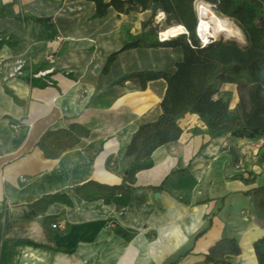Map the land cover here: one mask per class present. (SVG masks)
Wrapping results in <instances>:
<instances>
[{"label": "crops", "instance_id": "crops-1", "mask_svg": "<svg viewBox=\"0 0 264 264\" xmlns=\"http://www.w3.org/2000/svg\"><path fill=\"white\" fill-rule=\"evenodd\" d=\"M1 3L10 4L8 15L0 18V37L10 44L0 46V215L5 210L0 264H212L205 255L221 237L237 240L241 253L225 258L243 264V239L255 234L253 248L264 233L246 195L264 184V162L249 164L253 183L241 179L248 177L246 172L233 177L232 150L244 154L246 149L236 145L252 139L193 133V127L204 128L196 114L184 115L179 139L156 148L153 165L136 173V189L126 205L85 200L71 188L91 179L120 183L124 171L116 170V164L127 163L123 153L131 135L161 112L163 78L147 82L145 89L131 80L114 81L142 69L172 72L181 59L178 49H127L117 54L108 72H101L105 58L126 41L127 33L147 32L142 22L150 10L124 14L110 9L94 18V3L86 0ZM32 17L48 20L41 25ZM14 62H23L28 73L7 78ZM38 72L43 76H33ZM67 73L84 81L73 82ZM91 73L96 77L86 79ZM43 78L52 81L41 87ZM72 124L86 128L88 135L58 158H44L35 146L41 134ZM39 128L28 144L30 133ZM101 138L105 145L95 153ZM237 159L236 168L242 155ZM176 169L185 171L169 175L157 189ZM64 188L70 203L54 201L44 212L26 205Z\"/></svg>", "mask_w": 264, "mask_h": 264}, {"label": "trees", "instance_id": "trees-1", "mask_svg": "<svg viewBox=\"0 0 264 264\" xmlns=\"http://www.w3.org/2000/svg\"><path fill=\"white\" fill-rule=\"evenodd\" d=\"M94 3L93 17H104L110 9L127 14L131 11L150 10L151 18L163 12L168 18H175L174 24H182L187 33H180L164 40H158L148 31L137 35L126 34V41L107 55L102 68L108 72L118 53L137 47H171L181 52V59L175 63L172 72L142 69L125 73L114 84L133 81L138 88L145 89L147 82L158 78L166 81V88L160 101V114L150 121L141 123L131 135L123 157L127 159L122 180L118 184H106L88 180L71 187L85 200L102 199L105 203L124 206L130 193L136 189L135 175L138 171L153 165V151L177 141L182 133L179 120L187 113L198 115L204 128L193 127V133L207 134L210 139L229 134L236 138H259L264 135V0H204L212 4L216 13L234 19L245 33L247 46L241 47L233 40L214 39L201 46L195 34V0H86ZM10 4H0V18L9 13ZM38 24H46V18L32 17ZM149 20L142 22L146 29ZM10 44L0 37V46ZM235 86L237 101L230 107L232 91L222 89L224 85ZM36 85V84H34ZM43 87L44 83H38ZM88 130L78 124L68 129L47 128L36 141L44 158H58L77 144ZM208 142L202 143V150ZM264 162L260 155L258 165ZM185 170H171L156 188L160 189L169 175ZM241 178L250 184L255 174ZM67 188L55 193L43 194L26 204L37 212H44L54 201L69 199ZM250 196L254 213L264 228V184L246 191ZM5 209V205H4ZM5 210L0 215V244L3 240ZM258 264H264V233L253 242ZM240 246L235 238L221 237L213 244L205 261L212 264H232L225 256L239 255Z\"/></svg>", "mask_w": 264, "mask_h": 264}, {"label": "rangeland", "instance_id": "rangeland-1", "mask_svg": "<svg viewBox=\"0 0 264 264\" xmlns=\"http://www.w3.org/2000/svg\"><path fill=\"white\" fill-rule=\"evenodd\" d=\"M198 2H199V0H195L192 3L193 9H194L195 14H196V24H197V20H198V14H197V10H196V5H197ZM206 3H208L210 5V8L213 10L212 4L209 3V2H206ZM219 15L222 16L221 14H219ZM150 16L145 20V21L149 20V22H148L149 25H148V27H146V30L152 36L157 37L158 40H160L158 38L159 32L161 30L165 29L166 27H168L170 25H173L175 23V21H176L175 18H172V17L168 18L165 14L161 15L160 12H157L156 15H154L152 18ZM229 20H230L231 24L233 26H235L236 28H238V30L240 31L241 39L237 40V39H232V38H226L224 36H219L218 38H213V40L214 39H219V38H221L223 40H233V41L237 42L241 47L247 46L246 36H245V33L243 32L242 28L238 25V23L234 19L229 18ZM195 30H196V26H195ZM96 54L97 53H95V58L96 59L100 58V57H96ZM99 56H100V54H99ZM50 61L53 62L54 59H50ZM101 72H102V70H101ZM27 73L28 72H26V67H25L23 62H21V63L14 62L12 65L9 66V69H7V71H6V75L7 76L6 77L7 78L23 77ZM40 74L41 73L38 72V73H36L33 76L39 77ZM90 75H91V77L87 76L85 78L86 79H90V78H95L96 77L95 74H93V73H91ZM42 76H40V77H42ZM64 76L66 78H68L69 80H71L73 82H76L78 84H81L84 81V78L81 79V78L77 77L76 73H67ZM51 81H52L51 79H47V78L46 79H44V78L41 79V82L44 83V86L48 85V83L51 82ZM53 84H54V82H53ZM222 89H229V90L232 91V99H231L230 107L233 108L235 103H236V101H237V93H236V90H235V86L231 85V84H226V85L223 86ZM57 90L59 91L60 89L58 88ZM78 91H79V96H80V94L82 93V88H80ZM105 142H106L105 139H102V138L97 142L96 146H94L95 153L100 151L103 148V146L105 145ZM236 146L238 148H245L246 152H244V154H240V153H243V152H236L235 148L232 150V158H233L234 164L238 162L237 158H239L240 155H242V158H243L242 163L240 165L238 164L239 167L236 168L235 165L233 164V168H234L233 177L243 176L244 172H246L247 176L250 177V174L248 173L249 164L252 163L253 161L256 162L258 160L260 154L264 155V135L259 137V138H253L251 141H247L245 143L243 142L242 144H237ZM260 150H262V152H259ZM253 152L256 153L255 158H254V160H250V156H252ZM88 153H89V158L91 159V156H92V155L90 156L91 152H88ZM247 155H249V159L248 158L246 159ZM125 167H126V162L122 163L121 160L117 161L116 170H119L121 168L124 171ZM241 168H242V170H240Z\"/></svg>", "mask_w": 264, "mask_h": 264}, {"label": "bare ground", "instance_id": "bare-ground-1", "mask_svg": "<svg viewBox=\"0 0 264 264\" xmlns=\"http://www.w3.org/2000/svg\"><path fill=\"white\" fill-rule=\"evenodd\" d=\"M196 10L198 14V20L196 24V28L199 32V34L203 38H218L219 36H224L226 38H232V39H241V33L233 26L226 16H220L215 11H213L208 3H206L203 0H199V2L196 5ZM160 14L163 15L164 13L160 11ZM186 32L187 30L182 24H173L165 29L161 30L159 32V36L161 40L167 39L169 37L176 36L177 34ZM78 86L74 85L73 89L74 92ZM74 95L72 99V103L75 101ZM40 128L38 130H33L28 139L27 143L30 144L39 134ZM110 143L117 144L115 141H112ZM256 237L255 234L249 235L243 239V254L241 256V260L243 264H255V257L253 248L251 246L252 240Z\"/></svg>", "mask_w": 264, "mask_h": 264}, {"label": "built area", "instance_id": "built-area-1", "mask_svg": "<svg viewBox=\"0 0 264 264\" xmlns=\"http://www.w3.org/2000/svg\"><path fill=\"white\" fill-rule=\"evenodd\" d=\"M209 5V4H208ZM210 6V5H209ZM195 34H196V36H197V38H198V40H199V43H200V45L201 46H204V45H206L207 43H209L210 41H212L213 40V38H208V39H206V38H203L200 34H199V32H198V30H197V28H196V30H195ZM158 38L161 40V38H160V36H158ZM97 54H96V57H100L99 56V52H96ZM57 226V224H53V227H56Z\"/></svg>", "mask_w": 264, "mask_h": 264}, {"label": "water", "instance_id": "water-1", "mask_svg": "<svg viewBox=\"0 0 264 264\" xmlns=\"http://www.w3.org/2000/svg\"><path fill=\"white\" fill-rule=\"evenodd\" d=\"M183 33H186V32H183ZM157 194H158V192L155 193V195H157Z\"/></svg>", "mask_w": 264, "mask_h": 264}]
</instances>
